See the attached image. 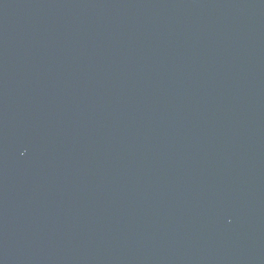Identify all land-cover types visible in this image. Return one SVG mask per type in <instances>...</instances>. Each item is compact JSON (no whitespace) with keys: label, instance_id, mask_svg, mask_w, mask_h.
Listing matches in <instances>:
<instances>
[{"label":"water","instance_id":"water-1","mask_svg":"<svg viewBox=\"0 0 264 264\" xmlns=\"http://www.w3.org/2000/svg\"><path fill=\"white\" fill-rule=\"evenodd\" d=\"M0 264H264V0H0Z\"/></svg>","mask_w":264,"mask_h":264}]
</instances>
